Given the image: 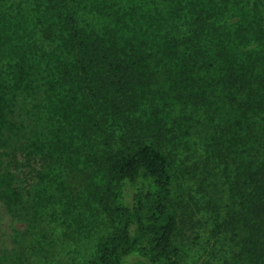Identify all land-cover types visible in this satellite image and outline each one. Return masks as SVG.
Masks as SVG:
<instances>
[{
  "label": "trees",
  "instance_id": "obj_1",
  "mask_svg": "<svg viewBox=\"0 0 264 264\" xmlns=\"http://www.w3.org/2000/svg\"><path fill=\"white\" fill-rule=\"evenodd\" d=\"M52 1L49 18L35 32L40 39L0 72V198L10 210L24 205L15 151L31 152L34 127L54 107L66 108L58 106L65 91L79 98L89 110L84 118L109 139L98 148L99 159L110 179L125 182L130 193L129 204L118 209L121 226L91 264H131L133 256L151 264H187L177 240L178 164L173 152L132 128L130 112L140 87L159 83L158 70L174 78L182 96L214 105L220 115L221 109L235 113L234 123L248 127L247 140L264 147V11L250 0H167L164 8L160 0ZM250 43L260 48L245 49ZM120 120L126 132L115 145L113 127ZM260 163L245 177L238 174L237 189L253 188L264 201V159ZM263 209L254 210L248 243L264 264Z\"/></svg>",
  "mask_w": 264,
  "mask_h": 264
},
{
  "label": "rangeland",
  "instance_id": "obj_2",
  "mask_svg": "<svg viewBox=\"0 0 264 264\" xmlns=\"http://www.w3.org/2000/svg\"><path fill=\"white\" fill-rule=\"evenodd\" d=\"M54 2L0 0V72L40 39L35 32L46 23ZM120 2L126 5V0ZM160 3L164 8L167 0ZM255 3L264 11V0H250ZM256 48L260 45L250 43L245 49ZM154 77L159 83L138 91L137 107L130 112L132 128L142 129L149 140L174 154L175 202L181 216L177 240L187 264H263L248 242L254 210L264 201L255 197L257 190L237 189V184L242 179L238 174L245 177L262 163L264 147L257 149L247 140L248 127L234 123L235 113L221 109L220 115L214 105L182 96L174 78L158 70ZM60 91L58 106L66 108L56 106L40 118L28 141L30 153L15 151L14 174L24 205L10 210L0 198V264H91L102 242L121 226L118 209L130 202L128 185L112 181L99 159L98 148L109 139L84 118L89 110L79 98ZM119 122L113 127L115 145L126 132L124 120ZM236 131L244 134V141ZM129 262L151 264L138 256Z\"/></svg>",
  "mask_w": 264,
  "mask_h": 264
}]
</instances>
